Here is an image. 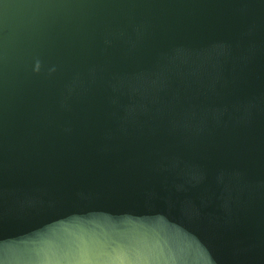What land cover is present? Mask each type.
<instances>
[{
	"label": "water",
	"instance_id": "1",
	"mask_svg": "<svg viewBox=\"0 0 264 264\" xmlns=\"http://www.w3.org/2000/svg\"><path fill=\"white\" fill-rule=\"evenodd\" d=\"M0 264H264V0H0Z\"/></svg>",
	"mask_w": 264,
	"mask_h": 264
}]
</instances>
